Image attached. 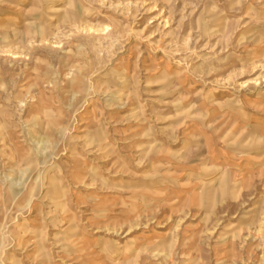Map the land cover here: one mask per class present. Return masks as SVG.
<instances>
[{
    "label": "rangeland",
    "instance_id": "374dc122",
    "mask_svg": "<svg viewBox=\"0 0 264 264\" xmlns=\"http://www.w3.org/2000/svg\"><path fill=\"white\" fill-rule=\"evenodd\" d=\"M0 264H264V0H0Z\"/></svg>",
    "mask_w": 264,
    "mask_h": 264
}]
</instances>
